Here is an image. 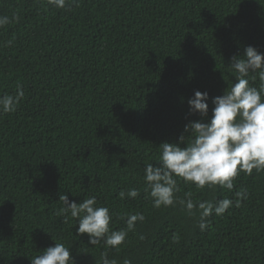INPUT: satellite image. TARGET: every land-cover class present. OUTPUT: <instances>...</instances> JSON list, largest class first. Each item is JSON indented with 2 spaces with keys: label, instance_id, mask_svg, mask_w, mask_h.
<instances>
[{
  "label": "trees",
  "instance_id": "16d2710c",
  "mask_svg": "<svg viewBox=\"0 0 264 264\" xmlns=\"http://www.w3.org/2000/svg\"><path fill=\"white\" fill-rule=\"evenodd\" d=\"M2 16L0 95L21 85L24 96L0 112V264H31L56 242L72 264H103L105 252L116 264H264V171L241 173L231 191L177 178L179 199L233 200L205 231L198 210L155 208L144 180L159 146L201 119L188 104L195 92L209 94L210 119L212 98L236 80L232 57L264 53V0H0ZM63 194L95 197L112 230H127L128 214L145 219L119 248L94 246L78 218L57 215Z\"/></svg>",
  "mask_w": 264,
  "mask_h": 264
},
{
  "label": "clouds",
  "instance_id": "9594fccd",
  "mask_svg": "<svg viewBox=\"0 0 264 264\" xmlns=\"http://www.w3.org/2000/svg\"><path fill=\"white\" fill-rule=\"evenodd\" d=\"M47 2L59 9L68 6V0ZM72 2L78 6V0ZM9 22L7 16L0 17V27ZM229 69L237 74L236 80L222 96L212 98L211 118L207 103L209 94L197 90L188 104L201 119L185 125V132L189 135H181L179 142H164L159 146L161 154L157 165L147 163L145 166L146 192L152 198L153 206L172 207L179 203L189 215H195L198 210L201 231L209 227V216L224 215L233 206V200L224 198L194 203L190 192L184 199H179L176 196L180 190L177 178L198 189L219 185L231 191L234 180L241 173L252 175L253 170L257 173L264 171V53L254 46H247L242 56L232 57ZM257 76L262 82L259 87L253 86ZM23 96L21 85H17L15 95H0V112H15ZM119 195L123 198L126 193L121 191ZM138 195L134 188L127 192L132 198ZM246 195L245 190L236 192V207L241 206ZM59 201L63 202V207L57 215L64 216V222H67L68 214L78 218L77 232L88 234L89 243L94 246L103 242L106 247L119 248L136 222L145 219L142 213L128 214L127 230H112L109 208L98 206L95 197L85 198L78 204L63 194ZM173 240L178 241L179 236L174 234ZM102 260L103 264H116L115 260L108 259L106 252ZM30 261L31 264H72L74 260L71 250L56 242L40 255L30 257ZM124 264H130V261L125 260Z\"/></svg>",
  "mask_w": 264,
  "mask_h": 264
}]
</instances>
